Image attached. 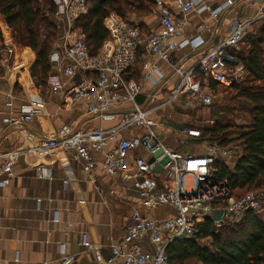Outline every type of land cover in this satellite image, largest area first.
<instances>
[{"label":"built area","instance_id":"1","mask_svg":"<svg viewBox=\"0 0 264 264\" xmlns=\"http://www.w3.org/2000/svg\"><path fill=\"white\" fill-rule=\"evenodd\" d=\"M53 2L56 11L51 17L59 29L58 41L50 55L53 69L72 81L70 97L75 101H91L87 111L90 119L111 121L117 118L119 124L110 129L64 126L54 138L39 140L34 154L44 158L61 149L73 159L83 161L92 172L97 165L94 153H100L103 155L102 168L134 189L147 209L171 207L176 211L173 218L156 220L134 213L124 237L112 245V257L108 259L84 237L82 245L95 252L97 264H115L118 259L124 264H168L167 248L176 240L197 237L202 225L209 220L212 222L214 212L225 213L220 221L212 222L217 229H222L239 224L249 213L258 216L264 211V195L247 193L239 199L231 198L226 182L220 184L214 180L215 163L234 168L242 155V148L204 142L201 145L205 151L203 156L171 150L155 131L158 123L154 119L155 113L168 105H178L187 112L211 107L214 103V96L209 91L211 83L223 88L239 84L247 69L236 61V56L246 37L250 33L257 34L251 29L264 25V0L255 18L235 22L229 37L212 47H208L200 35L182 38L186 21L176 20L166 0H154L153 10L161 28L148 35L141 32L139 24L133 25L131 21L112 14L105 21L111 35L103 46L107 50L95 57L90 55L85 37L76 25L77 20L88 13V0ZM233 3L229 0L224 7L214 8L206 5L205 0H173L172 5L183 16L192 12H209L218 19L226 6ZM184 49H189L191 57L195 58L193 67L184 63L172 64L174 54ZM141 53L148 59L170 64L179 79L172 95L163 104H158L154 96L138 102L143 84L130 80L128 76ZM15 55L16 48L5 39L0 40V68L14 72ZM50 81L54 88L62 87L58 77L51 76ZM24 87L32 105L40 100L29 87ZM6 99L8 107L13 109L14 97L9 94ZM32 108L23 109L22 119L30 118ZM4 121L15 126L19 124L12 118ZM204 127H185L181 131L182 144L185 145L187 139H201ZM128 129H143L144 134L134 139L124 138L122 132ZM139 149L148 157L137 154ZM22 155L16 150L0 152V187L12 183L14 168ZM55 162L56 159L52 161ZM38 167L40 177L51 176L48 168ZM188 181L192 182L191 189L187 187ZM143 241L153 247V252L143 248ZM73 260L74 257L66 256L63 263L70 264Z\"/></svg>","mask_w":264,"mask_h":264},{"label":"crops","instance_id":"2","mask_svg":"<svg viewBox=\"0 0 264 264\" xmlns=\"http://www.w3.org/2000/svg\"><path fill=\"white\" fill-rule=\"evenodd\" d=\"M228 1L205 0V3L216 8L224 7ZM232 1L234 3L226 6L219 18L215 19L209 12H192L183 16L173 7V0H166L176 20L186 21L182 38L200 35L208 47L229 37L235 22L255 18L262 4V0ZM138 23L146 27L149 33L161 28L153 7L148 9L146 16L138 18ZM263 27L256 25L251 30L258 33ZM0 28L2 40L5 39L16 48L14 72L0 68V152L16 150L23 154L14 168L12 183L8 187H0L1 264H64L66 256L74 257L70 264H97L95 252L82 245L84 237L108 259L112 257V245L124 237L134 213L154 220L175 217L176 211L171 207L147 209L134 189L124 185L119 177L110 176L102 168L103 155L100 153H94L97 165L92 172L88 171L83 161L73 159L61 149L44 158L34 154L39 140L54 138L64 126L110 129L119 124V119H90L87 111L91 101H75L70 97L72 81L54 69L51 76L58 77L62 87L54 88L49 80L46 90L37 88L30 75V69L36 62L35 53L30 48L15 44L3 17H0ZM182 38L179 40L182 41ZM106 50L103 47L100 52ZM183 63L187 67L196 64L189 49L174 54L172 64ZM128 78L143 84L139 103L154 96L158 104H163L179 83L170 64L148 59L142 53ZM24 86L29 87L40 100L32 105ZM209 89L213 91L211 85ZM9 94L14 97L13 109L7 105L6 96ZM30 106L33 107L30 118L22 119L23 109ZM209 108H198L190 115V112L178 105L165 106L154 115L158 123L155 131L166 147L188 153L184 148L187 144L202 145V142L200 139H187L183 145L181 131L190 126V116L196 115L200 109ZM6 118L16 119L19 124L15 126L6 123ZM213 123L214 118L205 125ZM143 134V129L122 132L127 139L141 137ZM136 153L148 157L142 149ZM54 159L56 162L52 163ZM38 165L48 168L51 176L40 177ZM141 243L147 252H153V247L147 241ZM115 264L124 262L118 259Z\"/></svg>","mask_w":264,"mask_h":264},{"label":"trees","instance_id":"3","mask_svg":"<svg viewBox=\"0 0 264 264\" xmlns=\"http://www.w3.org/2000/svg\"><path fill=\"white\" fill-rule=\"evenodd\" d=\"M87 6L88 13L80 17L76 25L85 37L90 55L95 57L111 39L105 21L112 14L125 20L128 14L143 17L154 6V0H88ZM55 11L53 0H0V17L6 19L15 44L30 48L36 55L30 75L41 90L48 88L54 72L50 55L59 37V29L51 17ZM140 29L144 35L149 34L146 27L140 26ZM257 34L246 37L236 61L245 65L253 82L261 84L264 83V27ZM217 87L211 83L213 91ZM225 89L236 91L231 99L233 107L227 112L232 111L234 115L245 112L251 121L248 125H238L228 119L225 112H219L214 123L202 129L200 141L242 148L234 168L219 162L214 165L215 182H226L229 197L239 199L251 191H264V85L241 87L236 84ZM225 115L228 118H224ZM166 254L168 264H264V221L249 213L239 224L217 229L209 220L202 225L197 237L176 240Z\"/></svg>","mask_w":264,"mask_h":264},{"label":"rangeland","instance_id":"4","mask_svg":"<svg viewBox=\"0 0 264 264\" xmlns=\"http://www.w3.org/2000/svg\"><path fill=\"white\" fill-rule=\"evenodd\" d=\"M138 18H140V16L138 15H134V14H128L126 19L130 22L131 24L135 25V24H139L138 23ZM243 48V46H242ZM241 48V50H242ZM246 51V48H245ZM247 69V68H246ZM252 77L250 76V73L247 69V74L244 76V78L239 82V86L241 87H247V86H256V85H264V83H257V82H253L252 81ZM212 95L214 96V103L213 105L209 108V109H200V111L194 115V116H190L189 118V125L190 126H202L205 125L206 123H208L210 120H212L213 118L216 119L218 118V113L219 112H225L227 116H229V118L225 115L224 118H228L231 119L233 121H235L236 124L238 125H248L251 121L250 116L245 113V112H239L237 115H234L231 111V113L227 112L229 107H233L231 99L232 97H234L236 95V91L231 90V89H225L222 87H217V89L215 91H211ZM231 110V108H230ZM190 115H192L193 113H191L192 111H189ZM188 153H191L193 155H198V156H203L205 154V151L203 150L202 146L199 144H187V146L184 147ZM187 187L188 189H191L192 187V182L188 181L187 182ZM249 193H254V194H258L260 196L264 195V191L263 190H255V191H251ZM247 194V193H246ZM245 194V195H246ZM264 197V196H263ZM258 217L264 221V211L261 212ZM189 264H201L199 262H191Z\"/></svg>","mask_w":264,"mask_h":264},{"label":"water","instance_id":"5","mask_svg":"<svg viewBox=\"0 0 264 264\" xmlns=\"http://www.w3.org/2000/svg\"><path fill=\"white\" fill-rule=\"evenodd\" d=\"M262 40H263L262 38L259 39L260 42H262ZM224 214L225 213L223 211L214 212L213 217H212V222L220 221Z\"/></svg>","mask_w":264,"mask_h":264}]
</instances>
